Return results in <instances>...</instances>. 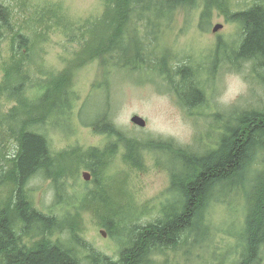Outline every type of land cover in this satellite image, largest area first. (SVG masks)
<instances>
[{
	"label": "trees",
	"instance_id": "16d2710c",
	"mask_svg": "<svg viewBox=\"0 0 264 264\" xmlns=\"http://www.w3.org/2000/svg\"><path fill=\"white\" fill-rule=\"evenodd\" d=\"M199 1L104 0L101 17L87 21L78 30H70L71 42H77L76 58L59 75L51 74L49 80L37 84L40 93L31 98L32 74L26 63L30 57L28 46L37 38L15 28L11 8L0 0V42L9 38L11 47L10 57L2 65L0 101L7 98L16 102V107L0 119V129H7L16 143V152L9 158L0 149V264H155V256L177 249L189 235L194 239L206 236L209 204L222 193L228 200L241 196L246 209L239 264H260L264 258V170L250 174V166L257 153L264 151V109L234 110L233 123L220 133L214 145L203 152L176 155L180 162L172 164L176 171L171 185L176 201L163 208V215L156 222L134 227L132 242L122 250L118 260L82 244L78 232L81 210L65 218L47 215L37 208L29 188L30 182L41 175L61 190L66 177L85 169L96 184L90 196L103 202L100 193L115 197L109 191L117 178L113 167L120 145L129 166L144 167L140 141L130 138L113 119L110 87L120 73L139 76L143 83L159 87L158 81H164L165 90L174 93L185 109L192 110L205 103L206 92L199 83L193 59H180L161 43V34L165 37L167 30L164 26L172 25L177 11L192 10ZM234 3V0H205L199 28L207 30L214 9L228 21L238 23L242 31L238 45L229 49L221 42L214 63H229L238 71L248 65L252 77H262L264 4L235 10ZM97 60L101 61V80L89 96L105 93L106 105L91 112L89 117L94 116L93 121L84 125L113 140L101 149L55 152L48 136L37 127H45L47 123L59 125L60 120L55 121L54 116L67 117L72 112L76 100L73 68ZM173 63L180 64L174 67ZM145 76L150 77L143 79ZM61 229L71 235V241L76 240L89 250L86 261L77 251V243L67 246L51 240L53 233Z\"/></svg>",
	"mask_w": 264,
	"mask_h": 264
},
{
	"label": "rangeland",
	"instance_id": "374dc122",
	"mask_svg": "<svg viewBox=\"0 0 264 264\" xmlns=\"http://www.w3.org/2000/svg\"><path fill=\"white\" fill-rule=\"evenodd\" d=\"M3 2L12 10L15 28L37 38L28 46L30 57H27L26 63V69L32 74L29 82L31 98L40 93L39 85L49 80L51 74L59 75L76 58L77 42H71L70 30H78L87 21L101 17L105 11L104 0ZM234 2L235 10L248 9L256 3L264 4V0ZM204 4L205 0H200L192 10L179 9L172 25L164 26L167 28L165 37L161 34V43L170 52L179 55L180 59H193L199 83L206 92L203 105L192 110L183 108L175 94L165 90L166 83L161 80L158 81L159 87L158 84L143 83L139 76L128 77L130 74L120 73L111 84L114 122L130 138L140 141L144 155V167L136 169L126 163L123 145H120L121 150L114 159L113 167L117 178L109 191L115 197L100 193V199L104 196L103 202L91 197L96 184L93 177L91 181H85V169L79 170L75 176L66 177L61 190L52 180H46L41 175L30 182L33 199L43 213L65 218L67 214L74 216L81 210L78 232L82 244H87L90 250L118 260L122 250L132 242L134 227L156 222L162 217L163 208L176 201L171 190L172 174L176 171L172 164L180 162L176 155L188 151L203 152L214 145L220 133L233 123L231 116L234 110L264 109V73L262 77H252L248 65L238 71L229 63H214L221 42L227 44L229 49L238 45L242 38L240 25L228 21L220 11L214 9L209 27L206 31L201 30L199 18ZM217 25H223V28L214 32ZM8 39L0 42V84L4 79L2 65L10 57ZM179 64L173 63V66ZM73 74L72 88L76 94L74 109L67 117L54 116L55 121L60 120L59 125L47 123V126L37 128L45 132L55 152L76 148L85 152L91 148H104L113 140L112 137L84 125L93 121L94 116L89 117L91 112L106 105L105 93L89 96L95 84L101 80V61L74 67ZM14 107L15 101L1 99L0 119ZM135 115L147 121L146 128L132 123ZM0 132V149L9 158L16 152L14 137L7 129H0ZM5 164L8 165L6 160ZM262 170L264 151L261 150L250 166V174L256 175ZM225 197L223 193L214 196L209 204L206 236L194 239L191 235L186 237L187 234L184 243L177 249L155 256V264H239L246 209L241 196L236 200ZM70 236L61 229L53 233L51 240L66 243L67 246L77 243V251L86 261L89 250L80 246L78 241H71ZM260 264H264V258Z\"/></svg>",
	"mask_w": 264,
	"mask_h": 264
},
{
	"label": "water",
	"instance_id": "95a60500",
	"mask_svg": "<svg viewBox=\"0 0 264 264\" xmlns=\"http://www.w3.org/2000/svg\"><path fill=\"white\" fill-rule=\"evenodd\" d=\"M223 28V25H217L215 28H214V32H218L219 30H221ZM132 123L134 124V125H136V126H139V127H141V128H146V126H147V121L144 119V118H142V117H140V116H138V115H135L133 118H132ZM83 176H84V179H85V181H91V178H92V175H91V173L90 172H84V174H83ZM103 235L105 236V233L103 232Z\"/></svg>",
	"mask_w": 264,
	"mask_h": 264
}]
</instances>
